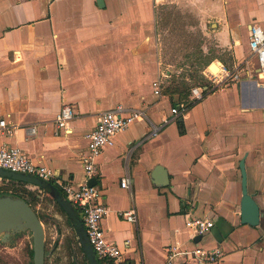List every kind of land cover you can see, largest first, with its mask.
<instances>
[{
  "label": "crops",
  "instance_id": "obj_1",
  "mask_svg": "<svg viewBox=\"0 0 264 264\" xmlns=\"http://www.w3.org/2000/svg\"><path fill=\"white\" fill-rule=\"evenodd\" d=\"M186 1L185 13L195 6L210 24L221 55L194 88L208 84L214 66L218 72L221 65L243 67L244 74L242 82L174 118L172 108L189 96L163 93L159 30L172 0H0V124L8 125L0 126V149L18 148L79 186L86 182L88 136L100 116L119 107L142 111L144 118L120 132L98 159V183L110 209L102 227L122 249V261L168 264L171 249L192 253L199 247L221 249L220 264H264V75L254 77L249 47L252 22L264 30V0ZM66 105L76 113L70 134L56 124ZM243 160L249 192L262 211L257 227L241 222ZM158 167L166 171V186L156 183ZM24 185L33 192L28 187L35 186ZM53 204L74 226L54 198ZM132 209L137 223L120 219ZM192 217L209 218L215 227L196 239L187 225ZM77 238L91 264L78 232ZM173 264L199 263L178 255Z\"/></svg>",
  "mask_w": 264,
  "mask_h": 264
},
{
  "label": "built area",
  "instance_id": "obj_2",
  "mask_svg": "<svg viewBox=\"0 0 264 264\" xmlns=\"http://www.w3.org/2000/svg\"><path fill=\"white\" fill-rule=\"evenodd\" d=\"M249 47L256 63V69L253 75L259 80L263 79L264 30L257 22H252L250 26ZM243 74V67L230 70L225 65H221L217 73L208 72L206 75L208 84L193 88L189 94L188 102H178L172 108V115L176 118L180 113L186 112L190 104L200 102L209 94L222 88L242 82ZM156 87V94L161 96V82H158ZM75 116L76 113L73 107L68 105L64 106L56 118L58 129L64 134H70V124ZM144 116L145 114L142 111L127 110L122 107L105 112L100 116L95 130L88 136V148L83 157L86 182L79 186H75L71 182L64 183L54 171L34 164L18 148L4 147L0 149V169L37 177L43 181L56 184L62 190L65 198L73 205L74 209L82 218L89 243L98 260L103 264H125L122 261L124 253L117 244L108 240L106 232L102 227V221L108 216L110 209L104 201L103 191L99 183L92 187L88 183L92 179L98 181V159L104 150L114 144L115 138L120 132L128 129L135 121L144 118ZM172 120L167 121L166 124ZM0 126L3 129H8L6 122H1ZM157 131L159 129L155 128L152 135H155ZM9 133L16 135L18 134V129H12ZM129 184L130 181L127 178H124L121 182L124 189H127ZM119 217L124 221L137 223V216L134 209L120 212ZM187 225L192 231L194 238L197 239L210 233L215 227V222L209 218L192 217L188 219ZM178 255H190L199 264H220L224 257L221 249L206 251L198 247L192 253L179 252L177 249H171L168 264H173V259Z\"/></svg>",
  "mask_w": 264,
  "mask_h": 264
},
{
  "label": "rangeland",
  "instance_id": "obj_3",
  "mask_svg": "<svg viewBox=\"0 0 264 264\" xmlns=\"http://www.w3.org/2000/svg\"><path fill=\"white\" fill-rule=\"evenodd\" d=\"M187 2L172 0L171 5L166 7L159 30L163 93L170 95L177 90L179 93L175 95L182 98L189 96L192 88L205 82L207 65L215 57L221 56L210 24L200 18L198 10H194L195 6L191 7L190 13H185L183 3ZM213 72L217 73L218 70ZM3 188L31 192L25 189L24 184L11 186V183L0 180V189ZM28 188L33 190L31 193L37 202L32 207L45 222L46 264H88L79 247L75 227L54 206L50 193L40 192L35 187ZM33 254L30 232L20 233L5 243L0 242V264H34Z\"/></svg>",
  "mask_w": 264,
  "mask_h": 264
},
{
  "label": "water",
  "instance_id": "obj_4",
  "mask_svg": "<svg viewBox=\"0 0 264 264\" xmlns=\"http://www.w3.org/2000/svg\"><path fill=\"white\" fill-rule=\"evenodd\" d=\"M102 5V0H98ZM213 68H217L214 66ZM218 69V68H217ZM214 70V69H213ZM242 172L243 199L241 206V222L244 225L257 227L261 224V207L249 192V173L243 160L240 165ZM156 183L168 185L166 171L162 167L155 170ZM0 178L10 182H17L35 186L42 190H49L51 196L68 215L79 234L80 244L91 264H99V260L89 243L83 221L79 218L73 205L62 195L56 187L49 182L37 177L14 173L0 169ZM98 181L92 179L88 185L96 186ZM30 232L33 237V261L34 264H46V231L37 212L24 199L11 195L0 196V242L5 243L14 239L18 234Z\"/></svg>",
  "mask_w": 264,
  "mask_h": 264
},
{
  "label": "trees",
  "instance_id": "obj_5",
  "mask_svg": "<svg viewBox=\"0 0 264 264\" xmlns=\"http://www.w3.org/2000/svg\"><path fill=\"white\" fill-rule=\"evenodd\" d=\"M179 92L177 90L173 91L172 93H169L170 95H174V94H178ZM188 97V96H187ZM187 97H183V99H187ZM15 184L17 183H14V185L12 186H15ZM19 184V183H18ZM54 186L56 187V189L62 194L63 192L61 191V189L54 184ZM19 191V190H18ZM6 195H11V196H14V197H17V198H21V199H24L26 200L30 205L33 206V204L36 202L34 199H33V195L32 193L28 192L27 190H22V192H17L16 190H11L10 188H3V189H0V196H6ZM32 199V201H31ZM37 204V202H36ZM60 209L61 207L58 206ZM62 210V209H61ZM62 212L64 213V211L62 210ZM99 264H103L102 262L99 261Z\"/></svg>",
  "mask_w": 264,
  "mask_h": 264
},
{
  "label": "bare ground",
  "instance_id": "obj_6",
  "mask_svg": "<svg viewBox=\"0 0 264 264\" xmlns=\"http://www.w3.org/2000/svg\"><path fill=\"white\" fill-rule=\"evenodd\" d=\"M213 69H214V71L218 70L217 68H213Z\"/></svg>",
  "mask_w": 264,
  "mask_h": 264
}]
</instances>
